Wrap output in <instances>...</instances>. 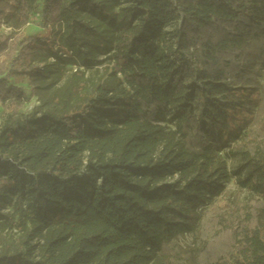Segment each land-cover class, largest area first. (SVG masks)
<instances>
[{"label": "trees", "instance_id": "16d2710c", "mask_svg": "<svg viewBox=\"0 0 264 264\" xmlns=\"http://www.w3.org/2000/svg\"><path fill=\"white\" fill-rule=\"evenodd\" d=\"M263 58L264 0H0V264H264Z\"/></svg>", "mask_w": 264, "mask_h": 264}, {"label": "rangeland", "instance_id": "374dc122", "mask_svg": "<svg viewBox=\"0 0 264 264\" xmlns=\"http://www.w3.org/2000/svg\"><path fill=\"white\" fill-rule=\"evenodd\" d=\"M5 31L9 32V29H5ZM39 31L40 30H39V27H38L36 22H34L32 25H30L26 28V33H28L29 35L38 33ZM50 63H52V61ZM102 68L103 67H100L99 69H102ZM65 69L67 70V74L70 75L71 74V72H70L71 66L67 65ZM82 70L85 71V73H84V79L85 80L92 79L91 81L96 83L101 78L102 70H99L100 72L98 74L94 72L95 69H92V70L82 69ZM263 78H264V58H263V65L260 68H258V71L256 73V79L258 80L259 85L262 84ZM21 88H23L25 90L26 94L29 96L28 85H21ZM36 105H38V102L36 101V99L30 97L28 99V101L25 103V107L23 109V112L29 113ZM0 123H1V121H0ZM225 159H226L227 165L230 169L235 168V166H236L235 160L228 159V158H225ZM237 189L238 188L235 185L234 180H231L230 182L225 184V196L227 197L229 195H232V193H234ZM14 202H15V197L12 196L11 194H7L5 196V199L2 202H0V214H7V213L11 212ZM13 234L14 235L12 236L11 234L8 233V235L6 236L8 238V241L16 240L19 237L15 232ZM3 237H4V235H3Z\"/></svg>", "mask_w": 264, "mask_h": 264}]
</instances>
